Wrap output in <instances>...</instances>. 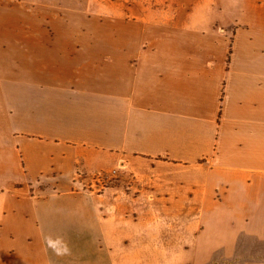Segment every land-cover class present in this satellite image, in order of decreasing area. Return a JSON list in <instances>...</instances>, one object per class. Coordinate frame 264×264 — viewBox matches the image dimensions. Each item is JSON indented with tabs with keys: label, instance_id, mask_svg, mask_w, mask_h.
<instances>
[{
	"label": "crops",
	"instance_id": "0c3cea01",
	"mask_svg": "<svg viewBox=\"0 0 264 264\" xmlns=\"http://www.w3.org/2000/svg\"><path fill=\"white\" fill-rule=\"evenodd\" d=\"M0 264H264V0H0Z\"/></svg>",
	"mask_w": 264,
	"mask_h": 264
},
{
	"label": "rangeland",
	"instance_id": "374dc122",
	"mask_svg": "<svg viewBox=\"0 0 264 264\" xmlns=\"http://www.w3.org/2000/svg\"><path fill=\"white\" fill-rule=\"evenodd\" d=\"M16 12L18 13V10H16ZM37 12L38 10H34V9H28L26 11V22H27V32L28 33H37V32H48L49 30V26H47L45 29V27H42L39 23H38V20H37ZM16 13V15H18ZM45 14V12H44ZM70 16H76V15H72L70 14ZM76 29H77V26H75ZM75 27L72 29V31H75ZM77 31V30H76ZM115 179L116 178H108L107 180H105V183L110 186L112 184L115 183ZM43 185H45V181L43 180L41 185L42 187H44Z\"/></svg>",
	"mask_w": 264,
	"mask_h": 264
},
{
	"label": "built area",
	"instance_id": "2783aa9c",
	"mask_svg": "<svg viewBox=\"0 0 264 264\" xmlns=\"http://www.w3.org/2000/svg\"><path fill=\"white\" fill-rule=\"evenodd\" d=\"M117 171L114 170L111 174H97L94 176V186L95 189L98 191L104 190L105 188L108 187V185L105 183V180L108 178H116ZM84 185H81V188H84Z\"/></svg>",
	"mask_w": 264,
	"mask_h": 264
}]
</instances>
